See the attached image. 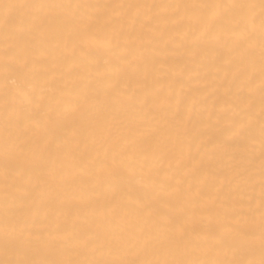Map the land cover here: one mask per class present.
I'll return each instance as SVG.
<instances>
[{"label": "bare ground", "instance_id": "6f19581e", "mask_svg": "<svg viewBox=\"0 0 264 264\" xmlns=\"http://www.w3.org/2000/svg\"><path fill=\"white\" fill-rule=\"evenodd\" d=\"M259 4L0 0V260H259Z\"/></svg>", "mask_w": 264, "mask_h": 264}, {"label": "snow or ice", "instance_id": "6c2138e0", "mask_svg": "<svg viewBox=\"0 0 264 264\" xmlns=\"http://www.w3.org/2000/svg\"><path fill=\"white\" fill-rule=\"evenodd\" d=\"M25 5L9 3L4 5L7 9H14L18 7H24ZM201 7H220V5H201ZM231 7L245 9L254 8L252 4H237L231 5ZM260 31H261V157H262V180H261V200H260V259L252 258H234V259H215V260H175V261H75V260H54V259H5L0 260V264H264V0H260ZM12 17L9 15L6 20H10ZM244 23L255 24L254 16H248L244 18ZM7 143V142H6ZM23 150V147L21 148ZM9 162L6 160L5 165L8 166ZM9 225L12 232H16L17 229L21 234L25 230H30L36 225V221L29 220L28 218L9 220L7 212L5 216V240L4 246L6 249H19L22 246V242L19 239L12 238L11 233L8 231ZM224 231L232 234L235 239L239 241H252L255 239V233L251 229H245L241 226L239 220L226 226ZM213 240L219 244L223 242V236L221 234H214Z\"/></svg>", "mask_w": 264, "mask_h": 264}]
</instances>
